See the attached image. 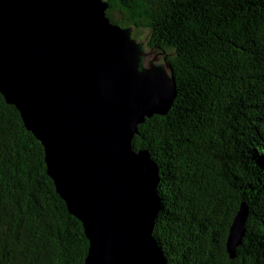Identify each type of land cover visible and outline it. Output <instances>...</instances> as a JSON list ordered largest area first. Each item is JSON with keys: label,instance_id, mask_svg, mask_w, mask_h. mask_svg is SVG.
<instances>
[{"label": "trees", "instance_id": "obj_1", "mask_svg": "<svg viewBox=\"0 0 264 264\" xmlns=\"http://www.w3.org/2000/svg\"><path fill=\"white\" fill-rule=\"evenodd\" d=\"M173 73L166 115L134 147L160 168L153 235L167 264H264V0H108ZM45 148L0 92V264H84L89 240L48 174ZM242 204L245 236L231 258Z\"/></svg>", "mask_w": 264, "mask_h": 264}, {"label": "water", "instance_id": "obj_2", "mask_svg": "<svg viewBox=\"0 0 264 264\" xmlns=\"http://www.w3.org/2000/svg\"><path fill=\"white\" fill-rule=\"evenodd\" d=\"M109 7L0 0V92L43 144L48 174L83 223L85 264H167L153 235L160 168L133 138L148 118L168 113L175 81L169 62H152L160 53L113 23ZM247 218L242 204L228 236L231 258Z\"/></svg>", "mask_w": 264, "mask_h": 264}, {"label": "rangeland", "instance_id": "obj_3", "mask_svg": "<svg viewBox=\"0 0 264 264\" xmlns=\"http://www.w3.org/2000/svg\"><path fill=\"white\" fill-rule=\"evenodd\" d=\"M107 10H108V9H107ZM141 31H142V33H141L140 37H139V38H136V39H137L138 41H140V39L143 40V41H145L144 44H143V47H144V49H146V51H149V50H151V48H152V46H150V44H149V32H148L146 29H142ZM133 33H134V30H132V34H133ZM133 38H135V37H133ZM146 38H147V40H146ZM152 49H153V48H152ZM152 51H154V49H153ZM158 53H159V52L156 50V53H155L154 57H155ZM157 57H159V59H158V60H152V62H155V63L159 62V63H163V64L166 63V61H165V59H164V55H163L162 53L158 54ZM142 149H143V148H142ZM157 191H158V185H157ZM158 193H159V192H158ZM89 245H90V243H89ZM86 258H87V257H86ZM85 261H86V259H85ZM84 264H85V262H84Z\"/></svg>", "mask_w": 264, "mask_h": 264}, {"label": "bare ground", "instance_id": "obj_4", "mask_svg": "<svg viewBox=\"0 0 264 264\" xmlns=\"http://www.w3.org/2000/svg\"><path fill=\"white\" fill-rule=\"evenodd\" d=\"M139 129V128H138ZM133 140H134V138H133Z\"/></svg>", "mask_w": 264, "mask_h": 264}]
</instances>
